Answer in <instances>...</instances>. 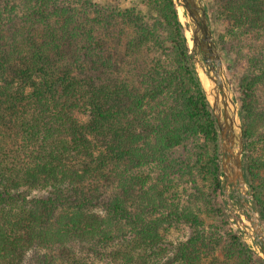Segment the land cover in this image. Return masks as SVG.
<instances>
[{"label":"trees","instance_id":"obj_1","mask_svg":"<svg viewBox=\"0 0 264 264\" xmlns=\"http://www.w3.org/2000/svg\"><path fill=\"white\" fill-rule=\"evenodd\" d=\"M121 1L0 0V264H264L229 226L173 0ZM212 11L241 70L242 170L264 222V0Z\"/></svg>","mask_w":264,"mask_h":264},{"label":"water","instance_id":"obj_2","mask_svg":"<svg viewBox=\"0 0 264 264\" xmlns=\"http://www.w3.org/2000/svg\"><path fill=\"white\" fill-rule=\"evenodd\" d=\"M173 2L177 9L183 10L188 19L192 40L190 50L192 63L218 128L222 186L234 192L241 191V201L246 210L245 217L251 225L253 238L260 245L261 255L264 258V231H262L253 206L248 204L244 198L247 194L244 192L246 183L242 170L244 149L242 126L238 119V110L235 107L233 96L224 78L206 7L201 0H173ZM198 66L206 72L211 82L212 86L209 91L204 88L197 74ZM224 194L226 195V192Z\"/></svg>","mask_w":264,"mask_h":264},{"label":"rangeland","instance_id":"obj_3","mask_svg":"<svg viewBox=\"0 0 264 264\" xmlns=\"http://www.w3.org/2000/svg\"><path fill=\"white\" fill-rule=\"evenodd\" d=\"M94 1L96 3H104V4L114 2V0H94ZM132 1L137 3L139 6V9L144 11V8L141 4V0H122L121 4L123 7H129ZM201 1L204 4V6L206 7L209 22H210L211 33H212L213 39L215 41L216 40L215 30L221 29L223 27V25L222 24L216 25V23L214 24L212 7H215L216 5H218L221 2V0H201ZM210 6H212V7H210ZM177 12H178V9H177ZM178 17H179V14H178ZM185 19H186V22L184 24L181 21L180 22L183 26L184 33H186L187 31L190 33V39H188L186 37V34H185V37H186L187 42H188L189 50H191V46H192L191 32L189 29V22H188V19L186 18V16H185ZM179 20H180V18H179ZM113 33H114V31H113ZM217 50H218V48H217ZM218 53H219L222 68H223L224 78H225L226 84L229 87L230 92L233 96L235 107L238 110V119H239V122L242 126L241 118L239 115V103L237 101V90H236V88H237L236 82H237L238 77L241 75V70L239 69V67H237V65L235 64L234 59L231 55L227 54L226 52H220L219 50H218ZM193 68H194V66H193ZM200 69H202V68H200ZM228 69H229V72L226 71ZM194 72H195V68H194ZM202 72L204 73L203 76H200L198 74V71H197V74L200 77L202 84L204 85L206 90L209 91L210 90L209 88H211L212 85L210 84V80L208 79L206 72L203 69H202ZM195 75H196V73H195ZM211 91H212V89H211ZM258 104H259V106H261V109H264V87L260 88L259 96H258ZM242 132H243V128H242ZM244 155H245V151L243 149L242 162L244 160ZM220 162H221V156H220ZM221 182H222V179H221ZM188 191H189V189H188ZM190 191H191V189H190ZM178 192H179V194H181L180 189ZM224 192H226V195L224 194ZM244 192H245V194H247V196L244 197L246 199L245 201L252 206L251 198L249 195V188H248L247 183L244 187ZM44 195H46V192L42 191V190H37V191L33 192V196H44ZM181 195H183V194H181ZM183 197H185V195H183ZM226 197H228L229 199L227 200ZM222 199L225 202L224 203V210H225L230 228L232 230H234V232H236L240 236L241 241L244 244H246L255 254H257L258 256H260L262 258L260 245L253 238V231L251 229V225H250L249 221L247 219H245L246 218L245 217L246 216V210H245V208L242 204V201H241V199H242L241 191L234 192L232 189H226L225 187L222 186ZM257 218L259 220L258 214H257ZM213 222L214 221L212 219H207V223H213ZM259 222H260V220H259ZM260 225H261L262 231H264V222H260ZM186 235H187V229L186 228H184V227L173 228L167 234L166 240L169 242H172V243H177L179 241L184 240ZM262 259H264V258H262ZM96 264H115V262L112 261L109 257H102V259L100 258L96 261ZM202 264H235V262L225 261L221 254H217L216 260L213 259L212 257L207 258V259H204Z\"/></svg>","mask_w":264,"mask_h":264},{"label":"bare ground","instance_id":"obj_4","mask_svg":"<svg viewBox=\"0 0 264 264\" xmlns=\"http://www.w3.org/2000/svg\"><path fill=\"white\" fill-rule=\"evenodd\" d=\"M178 14H179V18H180V21L184 24L185 22H186V19H185V14H184V12H183V10L181 9V8H179L178 9ZM186 37L188 38V39H190V33L187 31L186 33ZM197 71H198V74L200 75V76H203V72H202V69H200L199 67H197ZM210 84H211V82H210ZM204 86V85H203ZM205 88V87H204ZM206 89V88H205ZM245 218V217H244ZM246 219V218H245ZM247 221V220H246Z\"/></svg>","mask_w":264,"mask_h":264}]
</instances>
